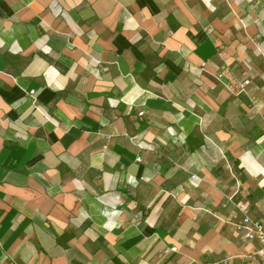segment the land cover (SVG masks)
Segmentation results:
<instances>
[{
    "label": "crops",
    "instance_id": "obj_1",
    "mask_svg": "<svg viewBox=\"0 0 264 264\" xmlns=\"http://www.w3.org/2000/svg\"><path fill=\"white\" fill-rule=\"evenodd\" d=\"M238 204L264 0H0V264H264Z\"/></svg>",
    "mask_w": 264,
    "mask_h": 264
},
{
    "label": "built area",
    "instance_id": "obj_2",
    "mask_svg": "<svg viewBox=\"0 0 264 264\" xmlns=\"http://www.w3.org/2000/svg\"><path fill=\"white\" fill-rule=\"evenodd\" d=\"M205 66L206 64L203 63L202 67ZM227 68L231 69L230 66H228ZM251 83L252 81L250 79L238 81L239 94L248 98L251 104L255 106L258 102V99L249 89ZM35 94V91L31 92V95L33 97H35ZM142 114L143 113H141V115ZM138 160L141 159L138 158ZM238 208L242 212L243 217L241 220L233 224L234 232L241 235L245 240L249 242L257 243L259 245V248L257 249L256 254L264 259V220L253 217L249 207L245 204H238ZM174 251H177L176 247L166 249L165 253L168 254Z\"/></svg>",
    "mask_w": 264,
    "mask_h": 264
}]
</instances>
